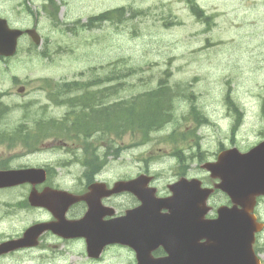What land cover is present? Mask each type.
<instances>
[{
	"label": "rangeland",
	"instance_id": "374dc122",
	"mask_svg": "<svg viewBox=\"0 0 264 264\" xmlns=\"http://www.w3.org/2000/svg\"><path fill=\"white\" fill-rule=\"evenodd\" d=\"M55 1L57 18L65 23L86 22L91 15L118 7L126 12L124 18L101 20L95 27L76 25L72 30L74 25H55L42 12L43 0H0L11 24L32 27L36 19L42 38L36 46L26 37L14 58L0 61V95L8 92L0 100L3 169L46 165L52 170V182L72 186L85 158L83 146L63 136L40 140L43 126L37 121L59 118L68 109L56 90L47 86L59 80L105 79L108 73L113 79L119 75L117 83H124L118 93L126 91L121 94L126 97L141 93L142 103L158 112L155 126L140 139L132 131L87 139L101 152L107 142L121 147L117 156L108 148L104 157L108 179L130 178L148 169L163 189L180 162L187 163L186 170L194 176H204L200 166L215 157L220 145L237 143L245 151L264 136V0H195L209 16L204 22L184 0ZM47 49L50 54L45 57L42 52ZM20 79H30L28 92L20 90L24 85ZM160 90L166 97L157 94ZM197 111L206 120L193 118L191 113ZM132 122L137 123L129 120L130 127ZM61 163L68 166L60 167ZM27 192L28 187L0 189V241L19 237L33 219L47 217L42 211L32 214L25 206L17 207ZM118 200L129 203L126 196ZM259 207L264 214V199ZM54 245L46 236L39 250L1 256V264H76L81 259L76 244ZM118 249H107L99 263H79L128 264L130 253Z\"/></svg>",
	"mask_w": 264,
	"mask_h": 264
},
{
	"label": "flooded vegetation",
	"instance_id": "af4514ba",
	"mask_svg": "<svg viewBox=\"0 0 264 264\" xmlns=\"http://www.w3.org/2000/svg\"><path fill=\"white\" fill-rule=\"evenodd\" d=\"M94 86V85H92ZM92 86H87L88 88H92ZM20 90H23V86H21ZM22 93V92H21ZM82 93V87L76 86V85H69V86H63L61 91L58 93L59 97H61L64 101L67 99L73 100L75 97H77V94ZM6 95H8V92H4L0 97L1 99L4 98ZM97 95V93H96ZM71 118V117H70ZM44 135V133H43ZM63 148H66L67 145L66 143L62 144ZM29 152V151H28ZM65 167L68 166L67 164L64 165ZM186 169V168H185ZM184 170L181 171V173H175L174 175L176 176L175 180H178L179 178H185L189 176H186L184 173ZM47 170V168H46ZM52 172L51 169H48V173ZM105 169L104 166H99L97 164H92V163H79L78 164V170H77V175L75 176L76 178L74 179L73 185L69 186L70 188L67 187H60L61 184H57L52 181H45L41 184H35V185H30L29 186V191H42L44 187L49 186V187H54V188H63L64 190H67L73 194L79 195V196H85L88 200H79L73 204H70V206L67 207L65 211V220L66 221H78V226L80 229V232L83 234H88V235H95L98 233V231H104L106 229H109V225H114V219L116 216H121L125 213V211L129 208L137 206L140 201L137 199V197L132 194V192H120L117 194H110L107 195L106 192L108 191L109 188L112 187L114 181L118 179H114L113 177L111 179H108L105 177ZM202 180V184L207 187H212L216 180L213 179L210 174L206 175ZM121 179V178H119ZM95 183H104V185H97L96 187H93V184ZM157 192L156 194H160L162 190L159 189L158 187H155ZM169 192L163 194V196L168 195ZM126 196L128 198V204L127 205H122L119 204L117 201L118 198ZM159 196V195H158ZM220 196V198H218ZM88 201H94L95 205V212L94 215L88 219H83L84 215L87 213V211L91 210L89 207ZM23 206H27L28 209L34 214L36 211H42L47 214V217L45 218H39V219H33L30 224H36L39 222H55L56 218L53 216V214L44 207L40 206H33L30 203L27 202H21L20 203ZM208 204L211 207V210L206 215V218L212 219L217 217V209L219 206L222 205H231L230 200L228 197L224 194L219 192L217 189L213 190L211 193ZM122 206L123 209H119V206ZM148 217V221H140V220H127L126 225L124 226L123 231H128L130 232L131 230H137L138 227L143 225L144 229H147L151 231L152 229H156L158 223H159V218H154L152 213L145 214L143 218ZM148 222V224L146 223ZM187 226L191 227V225L194 223L193 217H188L187 219ZM174 228L176 229V232L178 234V229H179V222L175 221L174 223ZM54 229L48 228V230L43 231L38 239V242L36 245H30L27 246L26 248L22 250L16 249V251L11 252L9 254L13 253H21V252H33L37 251L35 249L40 248L38 247L43 239L46 238V236H49L53 239V241L56 243L54 246H59V247H70L72 244H76L77 246L81 247H86V239L84 237H74V238H66L63 237L56 232L53 231ZM150 234L147 236H144L145 243L147 246H149V253L146 257V253L148 250V247H143L142 245H137V246H142V247H137L140 250H142L143 254L146 259L143 261V264H153L154 260L156 258H162L166 256L167 252L164 249V247L159 244H156L157 238L153 236V233L149 232ZM191 240L193 241V232L190 230L188 232V237L186 239V243L183 247H180L182 244L178 246L176 244L175 247H177L175 251V258H174V264H180L187 262V264H194L195 262H203L205 256L209 257H218V254H212L209 252L208 254L205 253H196L195 252V247H193V242L191 243ZM257 243L254 248V252L260 259V264H264V236L263 235H258L257 238ZM53 245V244H52ZM115 246V247H114ZM117 245H108L104 247L103 255L108 248H116V251H119L118 248L124 249L128 251L131 255V260L128 262V264H136L137 263V254L136 251L134 250L133 247L130 246H118ZM108 247V248H107ZM107 248V249H106ZM233 248L235 251H233ZM106 249V250H105ZM8 255V254H6ZM99 256L98 258H89L85 253L83 256L85 257V263H99L101 260L100 258L102 256ZM38 256V255H37ZM36 256V257H37ZM222 256L225 261H229V263H236L240 261L241 259V254L236 251L235 247H227V249L222 253ZM39 257V256H38ZM210 259V258H209ZM207 260V262L209 261ZM21 262V261H20ZM18 262V263H20ZM1 264V260H0ZM38 264V263H36Z\"/></svg>",
	"mask_w": 264,
	"mask_h": 264
},
{
	"label": "water",
	"instance_id": "95a60500",
	"mask_svg": "<svg viewBox=\"0 0 264 264\" xmlns=\"http://www.w3.org/2000/svg\"><path fill=\"white\" fill-rule=\"evenodd\" d=\"M10 32H8L7 29L2 28L0 26V53L3 52L6 53L7 48H12V52L14 50L15 37L18 33L14 32V34H11L12 32L11 33ZM28 32L33 37L36 43L40 42V39L38 38L34 30H29ZM1 34H3V36H1ZM4 37L6 38L8 37L10 39L9 42L8 39L6 43L4 41H1V39ZM8 44L10 45L6 46ZM236 157L239 161V164L237 165L236 170L234 169L233 172L237 173L241 185L237 192L233 187L232 190H229V193L232 196L234 205L240 204L242 208L238 210L233 207L232 209L229 210L230 212H222L219 216V220L217 221L230 220V221H234V223L232 225H229L224 222L222 223L220 222L217 223L216 226L215 224L212 223L210 232H207V234L205 235L206 238L205 243L198 244L197 237L193 234V239L195 241L193 247L196 248L230 247V245H239L242 247H249V248H244L243 251L248 252L250 250L254 232L258 230L260 227L254 222V218L253 215L251 214V211L253 209L256 196L259 194H264V143L255 147L250 152L245 154H239ZM20 176L21 175L14 177V175L11 174H0V186L12 183L15 180L16 181L14 183L26 181V179H18ZM120 184L117 183V186L119 185L120 186L119 188H123V186ZM138 196L142 200L143 205L140 209L136 210V212H143L147 209L149 202L153 200L152 198H149L146 192H142L141 195ZM196 197H197V192H196ZM204 198L205 196H203L200 200H195V205H197ZM155 203H156L157 212L160 208L163 207L168 209L170 208L169 205L163 206L164 199H159ZM194 213H195V217H197V209L194 210ZM172 214L173 211L171 209L169 215L168 214L159 215L162 217V221L160 222L159 229L154 233L159 238V242L163 243L165 249L168 250L169 252H172V248H173L172 244L176 237L175 235L176 229L174 228V226H172V223H169L172 222V220H170ZM121 224H119L118 226L121 227ZM215 227L217 228L214 229ZM60 228L61 226H57L56 230H60ZM189 231L190 229L187 227L186 223L179 224L178 234L181 235L179 239L182 242H183L182 238L185 237L186 239V235L188 234ZM39 233L40 231L36 232L35 236H38ZM123 238H124L123 236L120 237L121 241H123ZM35 243H36L35 241L31 242V244H35ZM195 251L196 253H202L201 249H196ZM203 253L208 254L209 252H203ZM167 258L172 260L171 255H169ZM209 258L211 257L205 256L203 261L204 264H211V263H206Z\"/></svg>",
	"mask_w": 264,
	"mask_h": 264
},
{
	"label": "trees",
	"instance_id": "16d2710c",
	"mask_svg": "<svg viewBox=\"0 0 264 264\" xmlns=\"http://www.w3.org/2000/svg\"><path fill=\"white\" fill-rule=\"evenodd\" d=\"M106 13H102L100 15H98L96 18H101L104 15H106ZM112 78V77H111ZM131 115L134 116L136 115L138 117V122L137 123H131V131H135V128L137 129V127L142 130L143 133H146L147 131H149V129H151L152 127L155 126L156 122L154 123V110L151 107H147L146 105H144L142 108H135L132 107L131 111H130ZM118 125H123V124H115V127H117ZM124 130H126V125H123L122 130L120 133L117 132L116 130V134L121 135ZM117 153V150H115V154Z\"/></svg>",
	"mask_w": 264,
	"mask_h": 264
}]
</instances>
